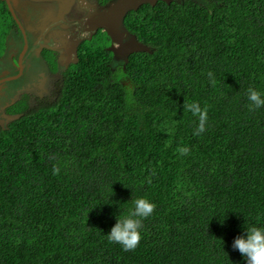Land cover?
I'll return each instance as SVG.
<instances>
[{
    "label": "trees",
    "instance_id": "16d2710c",
    "mask_svg": "<svg viewBox=\"0 0 264 264\" xmlns=\"http://www.w3.org/2000/svg\"><path fill=\"white\" fill-rule=\"evenodd\" d=\"M124 27L148 50L113 63L85 42L53 99L0 131V264H247L233 242L264 226V107L248 100L264 0L158 1ZM140 197L155 209L125 251L107 234Z\"/></svg>",
    "mask_w": 264,
    "mask_h": 264
},
{
    "label": "flooded vegetation",
    "instance_id": "af4514ba",
    "mask_svg": "<svg viewBox=\"0 0 264 264\" xmlns=\"http://www.w3.org/2000/svg\"><path fill=\"white\" fill-rule=\"evenodd\" d=\"M1 2L0 131H5L35 103L53 99L67 69L78 63L85 42L104 43L108 50L111 40L104 29L90 31L85 24L88 14L109 1ZM118 62L124 63L113 58V63Z\"/></svg>",
    "mask_w": 264,
    "mask_h": 264
},
{
    "label": "clouds",
    "instance_id": "9594fccd",
    "mask_svg": "<svg viewBox=\"0 0 264 264\" xmlns=\"http://www.w3.org/2000/svg\"><path fill=\"white\" fill-rule=\"evenodd\" d=\"M208 75L212 77L213 73L209 72ZM248 100L251 102L250 107H264V93L254 88L248 89ZM186 108L199 120L194 134L203 133L208 121L207 109L202 108L198 102L189 103ZM181 151L186 154L189 149L183 148ZM154 209L155 204L149 199L137 198L129 213L117 218V222L107 234L109 240L120 244L125 251L135 249L142 239L143 220L150 217ZM233 248L241 253L247 264H264V226H245L243 234L234 239Z\"/></svg>",
    "mask_w": 264,
    "mask_h": 264
},
{
    "label": "water",
    "instance_id": "95a60500",
    "mask_svg": "<svg viewBox=\"0 0 264 264\" xmlns=\"http://www.w3.org/2000/svg\"><path fill=\"white\" fill-rule=\"evenodd\" d=\"M158 1L170 4L174 0H111L103 9L88 14L85 24L90 31L104 29L111 40L108 50L112 52L113 58L120 57L126 61L130 54L148 50L145 44L138 41L133 34L125 29L126 15L144 4L153 6ZM66 47L65 45L66 53H69L70 50ZM64 54L65 51L62 52L61 59Z\"/></svg>",
    "mask_w": 264,
    "mask_h": 264
},
{
    "label": "rangeland",
    "instance_id": "374dc122",
    "mask_svg": "<svg viewBox=\"0 0 264 264\" xmlns=\"http://www.w3.org/2000/svg\"><path fill=\"white\" fill-rule=\"evenodd\" d=\"M121 60H123V59L121 58Z\"/></svg>",
    "mask_w": 264,
    "mask_h": 264
}]
</instances>
